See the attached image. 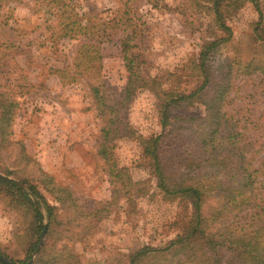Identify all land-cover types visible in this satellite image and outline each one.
<instances>
[{"label": "rangeland", "instance_id": "obj_1", "mask_svg": "<svg viewBox=\"0 0 264 264\" xmlns=\"http://www.w3.org/2000/svg\"><path fill=\"white\" fill-rule=\"evenodd\" d=\"M78 2L84 19L112 16L123 7L120 0ZM259 4L264 13V0ZM208 5L207 0H163L160 7L146 0L133 3L142 29L136 52L146 73H175L173 86L180 89L199 84L196 63L203 44L224 35ZM44 10L23 0L15 5L10 22L15 46L6 49L0 35V90L18 102L10 132L0 140V174L19 183L33 200L27 183L37 186L54 206V214L50 217L41 206L43 230L38 240L32 212L18 203L16 193L0 185V254L20 264H130L135 251L145 245L167 246L190 220L189 201L159 188L144 153V139L162 132L157 94L140 89L122 111L112 152L124 172L113 176L98 153L104 119L91 81L83 76L63 83L56 71L71 66L81 39L49 38ZM229 10L233 36L211 56L216 76L231 58L264 57V41L254 30L259 20L256 6L243 0ZM120 36L118 31L101 48V89L111 97L118 96L128 80ZM230 94L224 110L231 124L241 126L257 162L264 155V75L235 78ZM175 113L168 129L178 131L169 135L165 149H196L203 102L192 101ZM54 185L63 189L53 190ZM216 204L217 198L208 195L205 211ZM106 205L107 211H102Z\"/></svg>", "mask_w": 264, "mask_h": 264}, {"label": "trees", "instance_id": "obj_2", "mask_svg": "<svg viewBox=\"0 0 264 264\" xmlns=\"http://www.w3.org/2000/svg\"><path fill=\"white\" fill-rule=\"evenodd\" d=\"M22 1L0 0V35L6 49L15 46L13 35L9 34L10 22L15 5ZM32 1L39 10L45 9V30L49 38L81 39L71 66L57 68L56 71L63 83L78 81L83 76L91 81V92L104 119L98 153L110 164L109 171L113 176L124 172L118 167L112 152L121 129L122 111L140 89L149 88L157 94L162 132L144 139V153L151 161L159 188L189 201L190 220L167 246L145 245L135 251L130 264H264V155L257 162L254 160L256 152L248 147V138L241 131V126L234 122L231 124L224 110L230 102L228 97L233 91L235 78L256 73L264 75V57L256 59L254 55L249 60L231 58L223 64L217 76L211 66L212 54L233 36L227 16L229 7L243 0H207L216 26L224 35L203 44L196 63L199 84L190 90L173 86V77L178 76L175 73L151 75L143 70L144 61L136 52L137 40L142 33L139 17L133 8L137 0H120L123 7L116 9L112 16L87 19L77 9L78 0ZM146 1L153 7H160L163 0ZM248 1L259 12L254 30L258 40L264 41V13L259 0ZM118 31L121 33L120 49L128 80L120 94L111 97L101 89V48ZM196 100L205 106V115L198 117L202 126L197 148L181 152L173 148L168 153L166 141L169 135L178 131V128L175 132L168 129L173 118L178 116L176 109ZM17 105L11 93L0 90L2 141L10 132ZM223 125L229 128L224 131ZM175 167L176 172H173ZM0 185L16 193L18 203L32 212L39 240L43 230L41 206L45 205L50 217L54 214V206L34 184L27 183V186L36 200L11 178L0 175ZM52 188L63 189L56 185ZM208 195H214L217 204L205 211ZM102 211H107V205ZM50 230L51 224L47 233ZM38 240L30 252L35 250ZM193 252L196 255L194 259ZM226 254L230 255V260ZM0 263L5 264L1 260Z\"/></svg>", "mask_w": 264, "mask_h": 264}, {"label": "water", "instance_id": "obj_3", "mask_svg": "<svg viewBox=\"0 0 264 264\" xmlns=\"http://www.w3.org/2000/svg\"><path fill=\"white\" fill-rule=\"evenodd\" d=\"M0 175H1V174H0ZM45 231H46V226H45L44 234H45ZM0 258H1L4 262H6V263H8V264H20V263L13 262V261L7 259L6 257L2 256L1 254H0ZM30 261H32V260H30Z\"/></svg>", "mask_w": 264, "mask_h": 264}]
</instances>
